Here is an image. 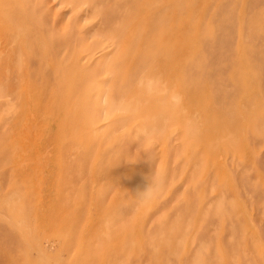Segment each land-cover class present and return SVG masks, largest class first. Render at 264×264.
<instances>
[{
	"label": "rangeland",
	"instance_id": "374dc122",
	"mask_svg": "<svg viewBox=\"0 0 264 264\" xmlns=\"http://www.w3.org/2000/svg\"><path fill=\"white\" fill-rule=\"evenodd\" d=\"M0 39V264H264V0H1ZM181 45L191 119L144 128Z\"/></svg>",
	"mask_w": 264,
	"mask_h": 264
},
{
	"label": "crops",
	"instance_id": "0c3cea01",
	"mask_svg": "<svg viewBox=\"0 0 264 264\" xmlns=\"http://www.w3.org/2000/svg\"><path fill=\"white\" fill-rule=\"evenodd\" d=\"M173 1L174 0H169V6H171L173 4ZM183 16H184V18H187L186 13L183 14ZM174 17H175V12L171 11V13L168 14V20L169 19L172 20V19H174ZM179 18H180V16H179ZM179 25H180L179 29H177L175 31L174 30L168 31V39L169 40L179 41V40H182L185 38V36H186L185 33L187 30L184 32L185 29L183 27H181V26H183L182 22H180ZM185 27H186V29H188L187 25ZM186 46L187 45H181L180 48H168V49L166 48L165 50H161V51H163L164 54H161L160 51H158L156 55L164 56L167 58V60L163 61L161 59H158V60H154L151 62V70H152V73H155V74L158 73L159 71H161L163 69V67L164 68L167 67L170 70L171 69L176 70L178 80L175 84V87H176V91L178 93H182L183 98L185 97V103L184 102L182 103V107H184L185 109L182 110V112H178V110L176 108H171V107L161 108V107L155 105L153 107V111H152L154 113H157V114L153 115L152 120H153L154 124L153 125H148V124L144 125V128H147V129L148 128L149 129L163 128V126L157 125L162 118L166 119L169 123L177 124L180 127H186L188 122L190 121L191 114H189V106H188L190 88L187 84L188 69H189V62H190L189 61L190 60V58H189L190 53L188 55V50H187ZM156 63H159L158 67H157ZM160 65H162V66H160ZM234 65L237 67V70H239V71L242 70V68H243V63L240 62V60L236 59L233 62V66ZM156 69H157V71H155ZM222 79H224V78L222 77ZM241 90H243V89H241ZM153 97L154 96L151 94V95H149L148 99H146V100H151V99H153ZM143 98H145V97H143ZM243 98L245 99V97H243ZM139 101H140L139 99L136 101V106H138L137 103H139ZM210 112H211V109H209L208 113H210ZM245 128L248 131H250L252 129L251 125H249L248 128L247 127H245ZM248 140L252 143L255 142L254 138H249ZM167 142H169V140L167 139V137H165V144ZM224 152L227 154H230V153H233V150L229 146H226V148L224 149ZM168 153H169V149L167 150L165 156H167ZM214 155H215V152H212V151L207 152V154L205 156V160L206 161L213 160ZM193 158H194V154H192L188 157H185V159L183 161L184 167H187L188 165H190L193 162ZM165 159H166V157H165ZM221 170H222V166H221ZM198 171H200V170L198 169ZM217 172H219V170L215 169V171H214L215 177L217 175ZM217 178H218L217 183L219 186H222V185L226 186L228 184V178L225 175L224 176H218ZM224 192L225 193L227 192L226 189Z\"/></svg>",
	"mask_w": 264,
	"mask_h": 264
},
{
	"label": "clouds",
	"instance_id": "9594fccd",
	"mask_svg": "<svg viewBox=\"0 0 264 264\" xmlns=\"http://www.w3.org/2000/svg\"><path fill=\"white\" fill-rule=\"evenodd\" d=\"M137 84H138V86H144V84H145L144 79L143 78L138 79ZM151 87H152V85L149 82L148 85H147V89H148L149 92L151 91Z\"/></svg>",
	"mask_w": 264,
	"mask_h": 264
},
{
	"label": "bare ground",
	"instance_id": "6f19581e",
	"mask_svg": "<svg viewBox=\"0 0 264 264\" xmlns=\"http://www.w3.org/2000/svg\"><path fill=\"white\" fill-rule=\"evenodd\" d=\"M0 1H1V0H0ZM7 33H8V32L5 31V35H6ZM9 33H10V31H9ZM9 33H8V34H9ZM14 35H15V34H14ZM2 36H3V35H2ZM6 37H8V36H6ZM6 37H5V39H6ZM1 39H2V38H1ZM1 39H0V40H1ZM7 40H8V39H7ZM11 41H12V40H11ZM5 43H6V42H5ZM6 44H7V43H6ZM0 46H1V45H0ZM4 46H5V45H4ZM4 46H3L2 48H4ZM6 47H7V46H6ZM6 47H5V49L8 50V48H6ZM1 50H2V49L0 48V57L2 56V55H1V54H2V51H1ZM7 50H6V51H7ZM24 51H26V50H24ZM22 52H23V51H22ZM4 53H5V51H4ZM4 53H3V54H4ZM7 53H8V52H7ZM15 159H16V158H15ZM28 162H30V161H28ZM21 172H22V171H21Z\"/></svg>",
	"mask_w": 264,
	"mask_h": 264
}]
</instances>
